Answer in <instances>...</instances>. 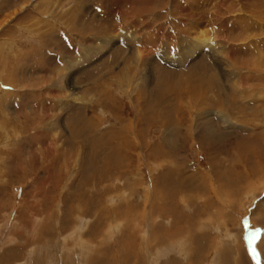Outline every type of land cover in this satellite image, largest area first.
Here are the masks:
<instances>
[{
  "label": "rangeland",
  "instance_id": "obj_1",
  "mask_svg": "<svg viewBox=\"0 0 264 264\" xmlns=\"http://www.w3.org/2000/svg\"><path fill=\"white\" fill-rule=\"evenodd\" d=\"M258 136L264 0H0V264H264Z\"/></svg>",
  "mask_w": 264,
  "mask_h": 264
},
{
  "label": "bare ground",
  "instance_id": "obj_2",
  "mask_svg": "<svg viewBox=\"0 0 264 264\" xmlns=\"http://www.w3.org/2000/svg\"><path fill=\"white\" fill-rule=\"evenodd\" d=\"M236 17V16H235ZM235 17H233V18H235ZM235 20V19H234ZM128 22V21H127ZM191 25V24H190ZM189 25V26H190ZM201 29V28H200ZM128 31V30H127ZM126 33H129V32H126ZM197 33H199V32H197ZM201 33H202V30H201ZM203 33H205L204 31H203ZM203 33H202V35H203ZM128 35V34H127ZM199 35V34H198ZM132 36V35H131ZM130 36V39L131 40H136V38L134 37V39H133V37H131ZM188 37H189V35L188 36H184V35H182V39H181V42L183 41V50H182V53L181 54H186L187 56L188 55H190V54H194V53H197V51H198V49H201L202 48V46L204 45L205 47H208L210 50H212L213 48H215V47H217V44H218V42H216V40L215 39H213V38H204L205 36H201V34L199 35V37L197 38H195L194 37V39L192 38L191 39V41L188 43ZM129 39V40H130ZM220 49V48H219ZM202 50V49H201ZM140 50L138 49V53L141 55L142 53H140L139 52ZM206 52V51H205ZM201 52L199 51V54H200ZM202 53H203V51H202ZM202 53H201V55H202ZM191 57V56H190ZM140 60V59H139ZM156 61V60H155ZM125 62V61H124ZM138 63H139V61H138ZM50 68V67H49ZM5 71V70H4ZM14 74V73H13ZM45 78V77H44ZM11 81V80H10ZM9 81V82H10ZM205 81V80H204ZM62 82V81H61ZM20 83V82H19ZM16 84V83H15ZM201 84H205V82H203L202 81V83ZM9 85V84H8ZM46 86V85H45ZM52 86V85H51ZM47 87V86H46ZM55 87L56 86H54V87H52V88H54L55 89ZM47 89V88H46ZM47 94H50V96H51V94H52V91L49 89V91L47 90V92H46ZM54 93V92H53ZM9 94V93H8ZM53 97L54 98H52L54 101H56V96L53 94ZM61 100V99H60ZM75 100V99H74ZM155 104V103H154ZM151 107V106H150ZM45 110V109H44ZM149 110V109H148ZM53 112V111H52ZM152 112V111H151ZM44 113H46V112H44ZM51 115V114H50ZM89 117V116H88ZM87 117V118H88ZM90 118V117H89ZM92 119H88V121L94 126V124H93V120L91 121ZM88 124V123H87ZM91 125V126H92ZM88 126V125H87ZM86 128V127H85ZM84 129V128H83ZM77 136H79V135H77ZM110 136V135H109ZM83 137V136H82ZM101 142V141H100ZM98 154V153H97ZM98 156V155H97ZM264 212V211H263ZM94 228V227H93ZM95 228H96V226H95ZM94 228V229H95ZM93 234V233H92ZM132 235H134V234H132ZM122 236V235H121ZM97 238V237H96ZM134 238V237H133ZM130 239V238H129ZM90 240H91V238H90ZM122 241L123 240H120L118 243L119 244H121L122 243ZM121 242V243H120ZM203 243V242H202ZM90 244V243H89ZM127 244V243H126ZM132 244L136 247V241L134 242V241H132ZM196 244V243H195ZM98 245V244H97ZM100 245H101V243H100ZM116 245H118V244H116ZM133 246V247H134ZM116 247V246H115ZM114 247V248H115ZM118 247V246H117ZM131 247H132V245H131ZM96 247H94V249H95ZM98 248V247H97ZM119 248V247H118ZM117 250V249H116ZM131 250V249H130ZM133 250V249H132ZM207 250V249H206ZM96 251V250H95ZM136 251H137V249H136ZM92 252V251H91ZM97 252V251H96ZM135 252V251H134ZM200 252V251H199ZM88 253V252H87ZM127 253V252H126ZM198 254V253H197ZM196 254V255H197ZM132 255V254H131ZM202 254L200 253L198 256H201ZM114 256V255H113ZM121 257V256H120ZM123 257V256H122ZM93 258H96V262L97 261H99V260H101V258H102V255L101 256H94ZM195 258H199V257H195ZM220 258V257H219ZM118 259V258H117ZM163 259V258H162ZM194 259V258H193ZM158 260V259H157ZM188 260V259H187ZM131 261H134L135 262V264H147V262L149 261V259L146 257V255H144L143 253L140 255V251H137V253L136 254H134L133 256H132V258H131ZM162 261V260H161ZM161 261H159L158 262V264H176V260H174V258H170V259H168L167 258V260H164L162 263H161ZM186 261V260H185ZM191 261V260H190ZM194 261H196V260H194ZM105 262V261H104ZM109 262H111V264H116V259H115V257H112L111 259H110V261ZM189 262V261H188ZM100 263V262H99ZM177 263L178 264H182L181 263V261H179V260H177ZM102 264V263H101ZM150 264V263H149ZM188 264V263H187ZM236 264V263H235ZM238 264V263H237Z\"/></svg>",
  "mask_w": 264,
  "mask_h": 264
},
{
  "label": "crops",
  "instance_id": "obj_3",
  "mask_svg": "<svg viewBox=\"0 0 264 264\" xmlns=\"http://www.w3.org/2000/svg\"><path fill=\"white\" fill-rule=\"evenodd\" d=\"M259 137L260 136H258V137H255V138H253L252 140L250 139V140H246V141H243V140H241V142L244 144V146H245V149H244V154L246 155V156H248L249 157V159L251 158V160L252 161H249V162H242V164L246 167L247 166V170H248V172L247 173H245L244 175H243V178H241V180L239 181V183L240 182H242V179H248V177H251L250 176V174L252 173V170H251V168L252 169H254L255 167H257V168H259V167H261V166H263L264 165V160H262V161H259L260 163H262V164H260L259 162H258V155H259V152H264V150H263V148H262V143H261V141L260 140H258L259 139ZM235 142V141H234ZM234 147H235V144L233 143V145H231V150H232V153H234ZM219 149V148H218ZM217 150V149H216ZM242 155V154H241ZM238 156V155H237ZM243 156V155H242ZM244 158V157H243ZM244 172H246V171H244ZM256 179V178H255ZM257 180V179H256ZM258 181H259V179H258ZM239 185V187H240V184H238ZM238 187V188H239ZM237 190H239V189H237ZM253 241V240H252Z\"/></svg>",
  "mask_w": 264,
  "mask_h": 264
},
{
  "label": "water",
  "instance_id": "obj_4",
  "mask_svg": "<svg viewBox=\"0 0 264 264\" xmlns=\"http://www.w3.org/2000/svg\"><path fill=\"white\" fill-rule=\"evenodd\" d=\"M249 225L247 227V233L249 234V242L252 243L251 238H258V233L255 231H248ZM257 241V240H256Z\"/></svg>",
  "mask_w": 264,
  "mask_h": 264
}]
</instances>
